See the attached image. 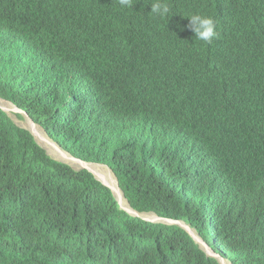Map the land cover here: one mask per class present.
<instances>
[{
  "label": "trees",
  "instance_id": "16d2710c",
  "mask_svg": "<svg viewBox=\"0 0 264 264\" xmlns=\"http://www.w3.org/2000/svg\"><path fill=\"white\" fill-rule=\"evenodd\" d=\"M190 1L164 0L170 12L162 18L151 13L154 0L124 8L119 0H0V96L75 156L108 164L135 208L189 220L234 264H264V209L218 166L256 151L263 161L248 180L264 177V97L256 94L251 105L234 95L246 71L264 88V42L251 60L229 63L221 42L225 15L244 0H193L200 6L188 10ZM192 13L215 17L219 36L211 50L188 27L184 18ZM256 15L264 30V11ZM165 37L163 46L156 43ZM17 41L34 55L10 48ZM39 50L45 63L56 52L47 67L37 61ZM196 57L208 66L203 80L183 61ZM136 74L147 75L150 88L131 112L128 82ZM186 84L202 85L189 113L235 106L244 126L251 117L258 129L249 143L199 160L170 154L165 137L128 133L131 118L156 101L160 88ZM0 264L221 263L179 226L120 208L89 170L50 157L0 108Z\"/></svg>",
  "mask_w": 264,
  "mask_h": 264
},
{
  "label": "clouds",
  "instance_id": "9594fccd",
  "mask_svg": "<svg viewBox=\"0 0 264 264\" xmlns=\"http://www.w3.org/2000/svg\"><path fill=\"white\" fill-rule=\"evenodd\" d=\"M119 4L122 8L131 7V0H119ZM199 4L195 1H190L186 4L185 8L190 10H195ZM9 8L12 5L8 6ZM216 10V7H214ZM213 10V11H214ZM264 11V0H244L233 11L225 15L226 28L222 33L221 42H223L228 50V62L235 63L240 60H251V55L253 51L259 50L261 44L264 42V30L258 27V22L260 20V15H256V12ZM170 12L169 5L164 2V0H154L151 3V13L156 14L162 18L168 16ZM194 13V12H193ZM190 14L186 15L184 19L189 18L188 27L194 32V37L196 40L203 42L210 48V43L216 41L219 36L218 23L215 17L211 14ZM183 19V20H184ZM246 28L249 31V35L245 36L241 29ZM162 32H165L163 29ZM169 37L163 38L161 41L156 42L163 46ZM209 44V45H208ZM10 48L13 50L20 49L26 56L34 55L31 48L24 46L22 41L11 42ZM188 50H196V47L188 42ZM39 53L36 56L37 61L40 65L47 67L50 65L54 58L56 52L50 56L49 63L43 61L42 55ZM162 56L173 57L169 54H161ZM202 58H191L185 61L191 68H193L198 75L205 78L208 71L207 63L203 61ZM154 61L160 64L157 60ZM263 66H264V62ZM48 64V65H47ZM153 63L150 64L152 66ZM147 75H133L130 77L128 82L129 91V105L127 111H133L139 102L144 101L140 97V94L147 92L150 88L149 80ZM202 85L194 86L191 84H186L178 88L168 86L162 87L158 90L156 101L153 104L147 105L139 115L131 118V124L129 134L135 135L137 132L151 133L159 137H165L168 141V151L170 154L179 153L183 156H190L195 159L204 160L214 157L219 151L223 149H229L233 147L244 146L252 139L253 134L257 131L255 122L250 117L247 124L244 126L238 116V112L235 110V106L230 109L215 108L210 110H200L195 113H189V104L201 97ZM256 94H262L264 97V88L255 83L250 75L249 71L245 72L240 79L239 84L234 89V95L236 98L241 99L240 102H245L250 100L251 105H253L252 97ZM0 100L12 103L16 106V109L11 111L17 112L18 115L22 116L24 114L19 111L20 108L12 101L5 99L0 96ZM0 108L3 109L12 118L9 110L6 109L0 102ZM24 110V109H22ZM26 111V110H24ZM27 112V111H26ZM21 113V114H20ZM28 113V112H27ZM26 115V114H25ZM30 116V114L28 113ZM27 116V115H26ZM28 117V116H27ZM31 117V116H30ZM32 118V117H31ZM13 119V118H12ZM33 119V118H32ZM29 120V117H28ZM13 121L19 125L14 119ZM34 124L40 126L45 130L46 134L52 139L63 151L67 152L72 158L76 157L81 159L85 164H81L80 160H77L83 166H76L71 164L70 161H62L54 155H52L48 149L38 140L35 133L30 131V127L21 126L32 133L36 141L45 149L47 154L58 161L65 162L72 166L76 170L87 169L89 170L98 180H100L104 185H106L102 179L91 170L87 164H99L108 166L113 173L114 170L106 163L88 161L80 157L75 156L69 150L65 149L61 144L54 140L45 127L37 123L34 119ZM32 130V129H31ZM33 131V130H32ZM65 160V159H63ZM263 161V155L260 152L252 151L247 152L242 155L237 160L228 156L227 159L219 162L218 166L222 170H230L231 177L233 179L234 185L237 187L240 194L247 198L249 202L257 208V210L264 209V177L261 182H256L254 180L249 181L247 173L253 171L257 168V165L261 164ZM116 175V174H115ZM117 177V175H116ZM118 179V177H117ZM119 183V179H118ZM112 194L116 201L118 202L120 208L124 209L132 216H137L132 213L131 208H134L139 212V216L144 220L151 221L154 223H164L166 225H177L188 233L199 245L200 248L205 250L207 255L216 258L221 264H234L232 260L223 255L221 252L216 251L197 231L196 227L189 220L185 218L178 217H168L160 215L155 210H139L135 208L130 200L128 199L126 193L121 187L124 198L127 200L129 207H126L121 200V204L117 200L115 190L109 186ZM152 214H156L160 219L151 218ZM149 217V218H148ZM205 242L214 252H210L209 248Z\"/></svg>",
  "mask_w": 264,
  "mask_h": 264
},
{
  "label": "bare ground",
  "instance_id": "6f19581e",
  "mask_svg": "<svg viewBox=\"0 0 264 264\" xmlns=\"http://www.w3.org/2000/svg\"><path fill=\"white\" fill-rule=\"evenodd\" d=\"M9 100V99H8ZM1 105H3L9 111L16 109V106L12 103L6 102L4 100H0ZM29 127L33 130L35 135L37 136L38 140L48 149V151L58 157L71 162V164L76 166H83L81 164H85L84 162L78 163L77 160H74L67 152L63 151L50 137L46 134L45 130H43L40 126L34 124V122L29 118ZM91 170L103 179L108 185H110L116 193L117 197L123 201V204L126 207H129L127 200L124 198L123 191L119 186L118 179L113 171L106 165H99V164H87ZM151 218L160 219L156 214H152L149 216ZM209 256V255H208Z\"/></svg>",
  "mask_w": 264,
  "mask_h": 264
},
{
  "label": "rangeland",
  "instance_id": "374dc122",
  "mask_svg": "<svg viewBox=\"0 0 264 264\" xmlns=\"http://www.w3.org/2000/svg\"><path fill=\"white\" fill-rule=\"evenodd\" d=\"M12 118L21 126L29 127V120L28 117L25 114H22V116L18 115L17 112L9 111ZM21 114V113H20ZM229 260H232L231 257H228Z\"/></svg>",
  "mask_w": 264,
  "mask_h": 264
},
{
  "label": "water",
  "instance_id": "95a60500",
  "mask_svg": "<svg viewBox=\"0 0 264 264\" xmlns=\"http://www.w3.org/2000/svg\"><path fill=\"white\" fill-rule=\"evenodd\" d=\"M18 110L19 111H22L24 114H26L32 121H33V119L28 115V113L26 112V111H24V110H22V109H19L18 108ZM34 122V121H33ZM36 124V123H35ZM30 131L33 133V131L30 129ZM34 134V133H33ZM73 158H76V157H73ZM76 159H78V158H76ZM60 160H62V161H66V160H63V159H60ZM78 160H80V161H82L81 159H78ZM83 162V161H82ZM102 181L107 185V183L102 179ZM110 186V185H109ZM118 198V197H117ZM118 201H119V203L121 204V199H120V197L117 199ZM121 206H122V204H121ZM123 207V206H122ZM131 211H132V213L133 214H135V215H137V216H139V212L137 211V210H135L134 208H131ZM149 218V217H148ZM202 243H204V244H206L205 242H203L202 241ZM207 245V244H206ZM207 247L209 248V250H210V252H212V253H214L215 254V252L207 245Z\"/></svg>",
  "mask_w": 264,
  "mask_h": 264
}]
</instances>
